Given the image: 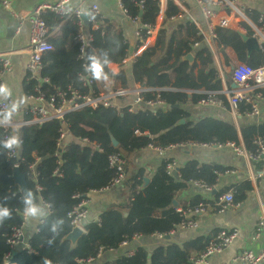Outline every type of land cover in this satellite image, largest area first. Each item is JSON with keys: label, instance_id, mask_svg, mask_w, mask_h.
Returning a JSON list of instances; mask_svg holds the SVG:
<instances>
[{"label": "trees", "instance_id": "16d2710c", "mask_svg": "<svg viewBox=\"0 0 264 264\" xmlns=\"http://www.w3.org/2000/svg\"><path fill=\"white\" fill-rule=\"evenodd\" d=\"M121 2L128 14L141 23L154 24L160 12V0H146L141 11L130 0ZM180 14H183L182 10L171 0H166L164 23ZM256 16L254 10L249 13L253 20ZM41 17L49 29L47 40L53 48L42 57L40 77L46 81L38 85L30 80L26 92L35 94L34 88L38 85L39 92L49 97L58 91H65L70 85L78 89L81 95L90 92L99 95L101 92L127 90L132 84H136L148 89L141 94L143 101L160 100L166 104V108L152 110L139 106L134 111H129L128 106H98L71 111L64 116L69 132L61 148L56 145L61 126L57 119L19 126L23 149L18 152L17 158H9L8 150L0 147V203L12 210L11 219L0 225V264L7 261L12 264H83L77 260L94 257L98 250L102 252L116 249L122 242L131 241L133 236L169 235L184 219L176 209H194L201 204L210 212H215L221 207L217 204L218 194L232 192L235 203L252 188L248 181H244L218 189L210 197L196 195L174 207L172 203L177 194L186 189L191 179L206 183L212 190L224 167L217 163L188 160L180 168L177 178L167 171L166 163L162 162L145 181L142 171L128 174L126 162V179L123 183L129 189V197L122 207L124 210L119 211L120 208L113 207L104 209L99 220L87 225L88 232L82 234L73 246L69 240H63L71 231L67 212L91 191L110 186L115 174L108 166L109 154L121 153L125 161H128L131 154L135 155L150 145L164 148L168 144L213 141L233 142L239 146L242 142L247 152L254 154L255 139L264 137V123H240L237 129L231 119L223 116L205 114L192 118L190 109L186 107H195L204 98V95L197 92L194 69L197 66L209 68L212 57L206 47L194 49L195 44L201 43L202 37L189 19L169 28L164 23L161 24L156 31L154 43L144 48L131 61L130 66L123 67L121 60L132 52L134 41L135 44H142L147 39L145 30L140 32V37L130 42L122 36V30L117 25L102 22L95 30L89 27L93 41L80 53L75 40L77 27L74 19H63L47 10L42 11ZM215 38L218 46L225 50L227 66L234 62L232 63L233 58L226 49L232 52L236 61H245L252 68L264 67V52L248 51L245 41L236 30L216 32ZM102 51H108L111 63L105 67L107 80L96 81L90 74H85L84 67L88 63L89 54H100ZM188 53L194 56L192 63L183 59ZM111 64H117L118 70L114 71ZM85 79H90V84ZM226 82L230 87L229 76ZM220 88L221 83L215 78L213 84L204 90L217 91ZM256 91L264 92V87L257 88ZM218 97L228 108L226 98L221 94ZM175 105L178 107H174ZM245 107L247 106L239 105V110L242 111ZM181 119L184 122L177 124ZM4 134L0 128V140ZM78 138H87L92 145H84ZM112 139L117 145L113 144ZM256 163L263 164L260 161ZM15 164L25 177L27 187L34 190V185H39L40 191L37 194L41 201L53 204L52 215L39 225V230L29 239L33 253L12 252L8 246L11 228L21 223L20 214L23 212L22 194L13 178ZM118 212L120 217L116 218ZM58 218L63 219V228L49 245L48 240L52 236L49 228ZM216 233L183 244L167 242L151 248L137 246L131 250L130 255L126 254L110 264H187L190 258L204 251Z\"/></svg>", "mask_w": 264, "mask_h": 264}, {"label": "crops", "instance_id": "0c3cea01", "mask_svg": "<svg viewBox=\"0 0 264 264\" xmlns=\"http://www.w3.org/2000/svg\"><path fill=\"white\" fill-rule=\"evenodd\" d=\"M7 1L10 5L9 7L5 6L0 0V53H7L9 51L14 52L9 55L11 70L5 74V83L13 89V100H16L18 95L24 97V104L14 118V122L17 126L12 128V134H15L19 130V123H23L24 121L28 122L27 124L34 123L29 122L32 121L33 117L28 112V107L31 104V101L28 99L29 93L26 92L27 84L30 82L28 78V71L26 69L28 57L24 50L29 45L28 17L30 12L39 5L53 3L58 0ZM171 1L182 10L183 14L172 17V20L164 23L163 10L165 8L166 0H160L162 13L160 14L159 12L156 16L155 23L153 24L154 31L144 42H142V44H135L134 40H136V38L133 34V25L119 7L117 0H83L82 8L86 10L88 6L93 3L98 5L101 12L102 22L117 25L122 30V33L125 34V38L127 40L130 42L134 41L132 52L121 60V65H123V67H128L130 66L132 60H126L131 56L136 58L144 48L152 45L154 43L156 31L163 23L169 28L184 19H189L191 22H196V25L200 29L199 33L201 31L203 34V32L206 31V21L194 0ZM236 6H242L244 8L242 12L243 17L240 22L251 27L256 24V18L254 20L251 19L249 17V13L253 10L254 13H264L263 0L247 2L239 0L236 3ZM225 13L227 14L224 10L218 12L221 16ZM231 17L234 18L233 15H231ZM85 29L88 30L89 25H85ZM202 34L200 33L202 37L201 43L195 44L194 49L198 50L206 47L212 54V48L218 46L216 38L211 39L207 32H205V35L203 34V36ZM224 52L225 50L223 51V48L220 47V55L224 60L220 68L215 63L216 57L211 56L212 64L209 68H201L197 66L194 69L197 91H202L209 87V85L213 84L215 78L221 83L220 90H223L224 88H232L231 85L233 83L231 78L230 87L226 82L227 77H230V66H227L226 64ZM226 52L233 58L232 63L235 62L236 58H234L232 52L228 49H226ZM111 68L116 71L118 70V65L111 64ZM134 86H136V84H132L131 88ZM261 93L264 94V92ZM131 100L132 97L127 95L126 97H118L114 100L113 104L120 108L127 106L126 104H128ZM240 105L247 106L245 104ZM259 107V113L254 118H235L232 115L229 106L228 108L225 107L224 109H218L216 107H202L197 104L195 107L191 106L186 108L190 109L189 111L191 112L192 118H199L205 114L223 116L224 118L231 119L238 129L240 123H264V100L259 102ZM26 116H28V118H25ZM181 144L184 145L180 147L176 146L178 144H175V146L171 148L165 149L166 147H164L161 150H158L154 146H147L139 152H136L135 155L131 154L128 161L126 160L128 165V174H136L139 171H142L143 177L149 179L154 170L160 166L162 162H165L166 165H173L172 168L169 169L171 175L172 171L175 170L176 167L178 168L176 171V176L178 178L180 175V168L188 160H196L199 163H217L224 167V171L218 174L217 183L214 187L217 191L218 189L230 187L231 185H236L244 181H248L252 188L244 193V197L241 200L232 203L229 206L223 207L220 204L221 207H219V210L215 212L206 210V213L195 216L191 215V217L197 220V226L194 228H177L173 232H170L169 239H164V236H158L156 234L148 237H140L138 240L133 238L131 241H126L125 243L122 242L116 249L102 251L99 255L95 254L92 261L83 264H110L114 260L126 255L127 251L132 250L137 246H146L151 248L155 245H165L167 242L173 244H183L198 237H210L215 232L220 230H234L236 231V237L222 252L213 254L208 259L206 264H242L240 261L235 259V256L240 251L250 250L254 254H257L259 251L264 250V227H262L258 236L255 235L258 215L261 211L264 212V163L257 164L256 162L250 161L244 157L237 156L232 150H216L187 146L186 143ZM240 146H243L242 142H240ZM259 172H261L260 175ZM123 182L119 185L107 188L104 191H96L95 193L88 195L89 203L87 206V214L85 219L81 222L83 227H86L92 222H97L100 214L106 208L113 207L120 208L119 211L124 210L122 207L128 200L129 189ZM210 191H205L202 188L188 183L186 189L177 194L176 200L173 201L175 204H172L174 207L179 206L191 200V198L196 195L202 196V194H204L209 197L213 196ZM19 193L22 194V191H19ZM39 225L40 223L34 224L30 223L28 220L26 221L23 230L25 240L29 241L30 237L34 234V232H36ZM4 264H6V262ZM258 264H264V260Z\"/></svg>", "mask_w": 264, "mask_h": 264}, {"label": "built area", "instance_id": "2783aa9c", "mask_svg": "<svg viewBox=\"0 0 264 264\" xmlns=\"http://www.w3.org/2000/svg\"><path fill=\"white\" fill-rule=\"evenodd\" d=\"M5 6H10L7 0H1ZM134 3V6L141 10L144 6L146 0H130ZM197 4L199 10L201 11L205 21H206V31L211 39H215L216 32L225 33L229 29L236 30L240 35H247L249 38H255L257 46L260 51L264 52V13L258 12L256 17V24L254 26H249L240 22L243 17L244 8L237 7L236 3L239 0H194ZM243 1H254V0H243ZM83 0H58L53 3L42 4L33 9L28 17L29 25V45L25 50L27 54V64L26 69L28 71L29 80H33L38 85L45 82L46 79L40 77V71L42 68V57L43 55L52 50L53 46L48 42L49 29L41 17L42 11H49L63 19L72 18L77 27V34L75 35V40L78 43L80 53L84 52L85 48L89 43L93 41V34L85 29L83 14L87 13V21L90 29L95 30L99 28L102 24V17L100 8L96 4H90L86 10L82 8ZM119 7L125 13L127 18H129L130 23L133 25V34L135 38L141 36V31L145 30L147 37H149L154 31V25L149 23H141L136 17H131L127 10L123 7L121 0H117ZM162 8H160V14L162 13ZM224 10L227 14H218L219 11ZM231 15L234 16L231 17ZM193 21V20H192ZM196 25V22L193 21ZM199 29V27L196 25ZM205 32L203 34L205 35ZM202 34V32L200 31ZM202 34V36H203ZM124 37L125 34L123 33ZM14 51H9L7 53H0V83H5V74L11 70V62L9 55ZM211 56H215V63L217 66H221L224 62L220 55V47H213ZM134 56L129 57L126 61L134 60ZM230 78L234 88H224L223 90H202L197 91L204 95V98L200 99L197 104L202 107H216L218 109H224L225 104L218 97V94L223 95L226 98V102L230 107L232 115L237 117H247L254 118L259 113V102L264 100V94L257 92L256 88L264 87V67L252 68L245 61L237 60L229 69ZM85 81L90 84V79H85ZM38 85L34 88L35 94H29L28 99L31 104L28 107V112L32 115L33 119L29 122H45L50 119H57L61 122V126L58 129V138L56 141L57 147H62L65 139L68 135V127L64 123L65 114L80 109L82 107L97 108L98 106L104 107H116L113 104L114 100L118 97H126L130 95L132 100L126 104L129 111H134L137 107L141 106L144 108L155 110L156 108L165 109L166 104L163 101L156 100L143 101L141 94L148 89L136 85L130 89H121L114 92H101L99 95H95L94 92H90L85 95H81L78 89L72 86H67L65 91H58L55 95L46 97L39 92ZM11 100L13 98L11 97ZM14 101V100H13ZM245 104L242 111L239 110V105ZM3 105H0L2 108ZM24 121L19 123V126L27 124ZM17 126L14 122L12 127H0L4 132L3 139L8 135L12 134V128ZM84 145H92L89 143L87 138H78ZM184 144H178L176 146H183ZM187 146L193 147H203L208 149L216 150H232L237 156L244 157L253 162H263L264 163V137H258L254 141L256 146L255 153H249L247 150L233 142H207V143H190ZM151 146V145H150ZM175 144H168L165 149L171 148ZM155 147V146H154ZM158 150L162 148L155 147ZM97 150L101 151L100 148L96 147ZM17 151H7V156L11 159H16L18 156ZM108 166L114 171V177L111 179L109 187L102 188L99 190L91 191L88 195L95 193L96 191H104L107 188L121 184L126 179L125 164L126 161L122 157L121 153H111L107 156ZM173 166V165H172ZM170 165H166L167 171L170 172ZM17 168V164L14 165ZM261 172H259V175ZM190 184L204 189L205 191H210V187L198 180L191 179ZM34 190L36 192L40 191L39 185H34ZM88 195L81 199L72 209L67 212V217L71 227H79L83 233H87L88 229L82 226V221L85 219L87 214V206L89 203ZM233 203V196L231 192H223L217 196V204H221L223 207L229 206ZM206 208L199 204L194 209L187 208L177 209L183 220L176 226V229H190L197 226V220L191 215H199L206 213ZM21 215V223L17 226L11 228L10 238L8 239V246L10 250L24 251L27 253H33L29 241L25 240L24 237V226L27 219L24 217L23 212ZM116 218L120 217V212L115 215ZM41 224V223H40ZM264 227V212H260L258 215L257 227L255 235L258 236L260 230ZM39 230V227L36 231ZM162 236L160 234H156ZM236 237V231L234 230H220L216 233L214 239H212L206 246L203 252L198 254L196 257H192L188 260L187 264H206L208 259L213 255L222 252ZM136 240L140 236H133ZM125 243V241L123 242ZM100 250L96 253L99 255ZM132 253L131 250L127 251V255ZM93 257L85 260H77L80 263H86L92 261ZM235 259L240 261L242 264H258L264 260V250L259 251L254 254L250 250H242L235 256ZM6 264H12L9 261Z\"/></svg>", "mask_w": 264, "mask_h": 264}, {"label": "clouds", "instance_id": "9594fccd", "mask_svg": "<svg viewBox=\"0 0 264 264\" xmlns=\"http://www.w3.org/2000/svg\"><path fill=\"white\" fill-rule=\"evenodd\" d=\"M117 49L119 42H116ZM88 63L84 67L85 74H90L91 78L96 81L107 80L108 75L105 72V67L111 63L108 51H102L100 54H89L87 56ZM85 77H80L84 79ZM13 89L6 83H0V127L14 126V118L24 104V97L19 96L16 100H11ZM0 147L5 150L22 151L23 139L19 131L15 134H10L6 138L0 140ZM21 203L23 205V215L34 224L44 223L52 215L53 204L51 202H42L36 191L31 188H22ZM12 210L4 203H0V225H3L5 220L11 219ZM64 221L61 218L54 220L49 228L52 236L48 240L51 245L56 236L60 234L63 228Z\"/></svg>", "mask_w": 264, "mask_h": 264}, {"label": "water", "instance_id": "95a60500", "mask_svg": "<svg viewBox=\"0 0 264 264\" xmlns=\"http://www.w3.org/2000/svg\"><path fill=\"white\" fill-rule=\"evenodd\" d=\"M83 19L85 21L84 22L85 25H88V23H87V13L83 14ZM241 38H242L243 41H245V43L247 45V48H248V51H253V50L257 51V50H259L255 38H249V37H247V35H241ZM183 59L184 60H188L189 63H192L193 62V55L191 53H188L185 56H183ZM231 87L234 88L235 84H232ZM174 107H178V105H175ZM183 122H184V119H181V120H179L177 122V124L183 123ZM112 142H113L114 145H117V142L114 139H112ZM177 170H178V168L176 167V169L172 171V175L175 176V177H177L176 176V171ZM13 178L16 181V183L19 185V191H22V188H28L27 184H26V181H25V177L23 176V174H21L19 172V170L17 168H14V170H13ZM145 180H146V178H145ZM210 193L212 195L216 194L217 193V189L216 188L212 189L210 191ZM173 203L175 204V202H173ZM82 234H84V233L79 227H71V231L63 238V240H69L71 245L73 246L75 244V242L77 241V239ZM163 238L164 239H169V235H164Z\"/></svg>", "mask_w": 264, "mask_h": 264}]
</instances>
